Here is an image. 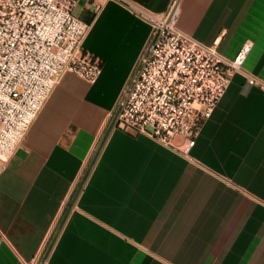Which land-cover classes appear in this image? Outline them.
Returning a JSON list of instances; mask_svg holds the SVG:
<instances>
[{"label":"crops","instance_id":"0c3cea01","mask_svg":"<svg viewBox=\"0 0 264 264\" xmlns=\"http://www.w3.org/2000/svg\"><path fill=\"white\" fill-rule=\"evenodd\" d=\"M152 12L168 0H130ZM99 57L66 72L0 161V264H264V0H180L177 26L231 58L250 47L193 145L112 128L150 31L120 0H79Z\"/></svg>","mask_w":264,"mask_h":264},{"label":"built area","instance_id":"2783aa9c","mask_svg":"<svg viewBox=\"0 0 264 264\" xmlns=\"http://www.w3.org/2000/svg\"><path fill=\"white\" fill-rule=\"evenodd\" d=\"M120 1L150 31L109 112V125L171 147L182 135L187 153L231 75L242 71L250 43L228 58L216 43L205 44L177 26L180 0H168L160 12ZM78 2L0 0V161L14 152L64 73L93 83L101 71L99 57L84 49L90 25L75 13ZM246 75L264 90V80Z\"/></svg>","mask_w":264,"mask_h":264}]
</instances>
